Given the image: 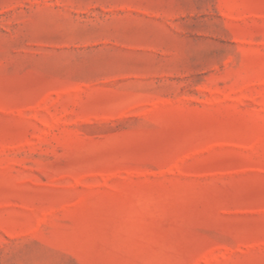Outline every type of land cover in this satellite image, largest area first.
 Segmentation results:
<instances>
[{"label": "rangeland", "instance_id": "1", "mask_svg": "<svg viewBox=\"0 0 264 264\" xmlns=\"http://www.w3.org/2000/svg\"><path fill=\"white\" fill-rule=\"evenodd\" d=\"M0 264H264V0H0Z\"/></svg>", "mask_w": 264, "mask_h": 264}]
</instances>
